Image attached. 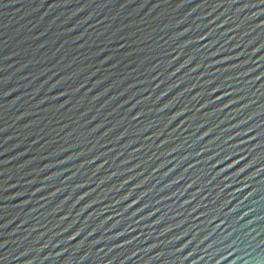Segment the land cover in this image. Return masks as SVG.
<instances>
[{
    "label": "water",
    "instance_id": "obj_1",
    "mask_svg": "<svg viewBox=\"0 0 264 264\" xmlns=\"http://www.w3.org/2000/svg\"><path fill=\"white\" fill-rule=\"evenodd\" d=\"M0 264H264V0H0Z\"/></svg>",
    "mask_w": 264,
    "mask_h": 264
}]
</instances>
